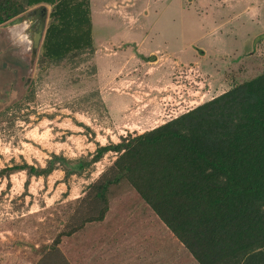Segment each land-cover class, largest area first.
I'll return each instance as SVG.
<instances>
[{"label":"rangeland","instance_id":"rangeland-1","mask_svg":"<svg viewBox=\"0 0 264 264\" xmlns=\"http://www.w3.org/2000/svg\"><path fill=\"white\" fill-rule=\"evenodd\" d=\"M90 10L93 49L55 64L0 26V264H40L58 234L97 214L89 186L117 158L90 163L98 148L191 110H227L209 104L264 72V0H90ZM108 198L102 221L61 238L68 264H197L128 183Z\"/></svg>","mask_w":264,"mask_h":264},{"label":"trees","instance_id":"trees-1","mask_svg":"<svg viewBox=\"0 0 264 264\" xmlns=\"http://www.w3.org/2000/svg\"><path fill=\"white\" fill-rule=\"evenodd\" d=\"M41 4L50 7L41 59L55 64L93 49L90 0H0V25ZM222 102L227 110L205 115L206 110H191L98 148L90 163L105 152L117 154L112 174L89 186L98 212L58 234L40 264L52 257L68 264L58 249L61 238L102 221L109 190L121 182L132 187L197 264H264V72L209 105ZM198 117L201 123L178 127ZM50 167L29 168L30 176H46Z\"/></svg>","mask_w":264,"mask_h":264},{"label":"water","instance_id":"water-1","mask_svg":"<svg viewBox=\"0 0 264 264\" xmlns=\"http://www.w3.org/2000/svg\"><path fill=\"white\" fill-rule=\"evenodd\" d=\"M33 10L25 13L23 12L19 16L15 17L12 20V22H5L2 25L4 27H12V28H20L22 31L27 32L28 36L26 37L24 41L27 44V49L31 53L33 57L36 56L40 44H41V39L42 35L44 34L45 31V25H46V19H47V12H48V7L47 5H38L35 6ZM25 13V14H24ZM1 26V25H0Z\"/></svg>","mask_w":264,"mask_h":264},{"label":"crops","instance_id":"crops-1","mask_svg":"<svg viewBox=\"0 0 264 264\" xmlns=\"http://www.w3.org/2000/svg\"><path fill=\"white\" fill-rule=\"evenodd\" d=\"M226 37H227V35H226ZM226 41H227V40H226ZM170 47H171V46H170ZM164 48H167V46L165 45ZM182 48H183V44L181 43V45H180V49H179V50H182ZM227 48H228V46H227V42H226V51H227ZM235 52H236V50H235Z\"/></svg>","mask_w":264,"mask_h":264},{"label":"flooded vegetation","instance_id":"flooded-vegetation-1","mask_svg":"<svg viewBox=\"0 0 264 264\" xmlns=\"http://www.w3.org/2000/svg\"><path fill=\"white\" fill-rule=\"evenodd\" d=\"M25 35H27V36H28V33H27V32H25Z\"/></svg>","mask_w":264,"mask_h":264}]
</instances>
